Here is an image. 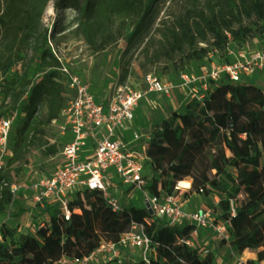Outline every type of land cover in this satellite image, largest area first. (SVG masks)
<instances>
[{"label": "trees", "instance_id": "1", "mask_svg": "<svg viewBox=\"0 0 264 264\" xmlns=\"http://www.w3.org/2000/svg\"><path fill=\"white\" fill-rule=\"evenodd\" d=\"M49 1L0 0L2 111L7 112L6 98L11 96L18 102L21 87H28L22 104L25 117L15 135L8 167L19 162L37 143L41 127L57 120L64 106L65 85L57 70L60 62L49 46L51 33L39 29ZM154 1L54 0V8L74 10L76 23L72 32L92 52H100L123 35L130 20L139 19L133 23L132 36L138 35L147 24ZM262 35L264 0H207L204 7L187 9L165 27L157 57L173 59L182 55L200 68V64L211 62L210 54L227 58L230 49ZM24 50L40 55L42 75L38 79L28 77L27 67L10 76ZM185 69L190 70L184 66ZM148 135L145 153L149 167L157 174L145 177L144 189L156 196L168 195L181 192L175 187L189 180L193 183L189 189L201 187L203 195H218L220 222L228 235L221 241L240 255L254 249L239 264H264V163L260 150L264 138V89L222 76L209 82L203 101L188 100L182 113L172 111L169 117L153 124ZM48 150L53 155L58 152L54 145ZM9 173L2 165L0 218L16 202L8 187L1 188L3 181L11 182ZM70 207L68 220L58 210L47 209L44 225L34 231L17 232L0 223V264H55L63 256L82 258L93 252L102 239L118 241L132 222L143 224L151 241L150 251L136 264H215L214 253L205 252L196 243L194 224H168L131 202L112 211L98 190L76 192Z\"/></svg>", "mask_w": 264, "mask_h": 264}, {"label": "built area", "instance_id": "2", "mask_svg": "<svg viewBox=\"0 0 264 264\" xmlns=\"http://www.w3.org/2000/svg\"><path fill=\"white\" fill-rule=\"evenodd\" d=\"M254 47V49H250ZM60 66L57 68L65 87L74 91L61 109L60 116L53 123L58 125L63 138L62 147L55 155L60 160L55 170L48 176H42L32 181L30 185L4 182L1 188L8 187L13 199L20 194L30 192V204L40 214L46 217L47 209H56L68 220L71 216L70 201L78 191L84 189L98 190L107 200L112 211L123 208L117 196L122 186L128 189H144L146 179L144 170L149 167V158L145 153L146 141L149 138L139 131L133 133L132 139L126 141L121 132L128 129L135 118V110L140 102L149 94L170 96L176 89H186L190 99L204 100L210 81L228 76L230 81H247V78L264 71V48L251 46L247 42L240 48L228 51L227 58L220 66L212 59L207 67H202L199 74L193 70L182 72L178 80H168L153 73L142 76L141 85L128 80L116 87L109 95L93 94L89 84L80 75L73 72L54 50H52ZM196 73V74H195ZM40 75H36L38 79ZM196 82L201 83L203 91H197ZM17 114H7L1 109L0 102V168L8 154V141ZM140 144L134 147V142ZM90 147L88 151L86 148ZM168 195L156 196L144 189V206L149 205L154 218H162L168 224L190 223L197 228L213 227L218 239L228 238L222 222L212 223L211 212L198 207L193 211H185L183 204L187 198L185 188L179 186ZM189 190V189H186ZM203 194L201 187L196 188ZM231 210L234 212L231 202ZM44 225V219L38 228ZM150 238L144 230V225L132 222L129 231L120 234L118 241L101 240L98 247L82 258L63 256L58 262L62 264H103L121 262V249L124 247L139 248L146 255L150 251Z\"/></svg>", "mask_w": 264, "mask_h": 264}, {"label": "rangeland", "instance_id": "3", "mask_svg": "<svg viewBox=\"0 0 264 264\" xmlns=\"http://www.w3.org/2000/svg\"><path fill=\"white\" fill-rule=\"evenodd\" d=\"M206 2L207 0H155L147 24L143 26L138 35L132 36L135 27L133 23H138L139 19L130 20L123 35L100 52H92L87 44L72 32L76 23V12L70 8L56 10L54 0H50L45 7L39 29L41 32L51 33L50 48L68 63L73 72L80 75L89 84L93 94L103 96L112 94L118 85L128 80L129 76L131 82L140 83V85L142 76L149 72L161 78L176 81L180 74L186 71L184 66L190 70L193 69L198 74L202 67H207V65L200 64V68H196L194 62H187L182 55H176L173 59L157 57L162 39L161 35L165 27L171 26L178 17L184 15L187 9L202 8ZM248 43L251 46L253 45L251 40ZM258 47L264 48V45ZM250 49L253 50L254 47ZM209 58L219 65L225 56L212 53ZM39 59V53H34L32 50L22 51L19 54L18 62L10 71V76H15L27 67L28 77L34 79L35 75L41 74L38 65ZM195 85L194 88L196 87L197 91L201 93L203 91L201 83L196 82ZM27 89L28 87H21L22 95L18 102H15L11 96L6 98L9 103L6 113L17 115L14 117L9 137L8 154L2 162V165L10 171L11 182L26 186L42 176H48L55 170L60 157L49 153L48 149L54 145L59 152L63 140L58 125L51 122L41 127V131L37 135V143L30 148L19 162L10 167L6 165L7 159L11 156L15 135L25 117L22 104L28 95ZM63 96V103L66 104L74 96V91L64 86ZM2 98L3 96L0 93V102ZM188 100H190V97L186 95L184 90L179 88L170 96L149 94L136 110L135 128L141 129V132H149L153 124L169 117L172 111L179 113ZM41 113L44 115L45 106L41 107ZM260 150L261 161L264 163V138L261 139ZM156 174L150 167L144 170V175L148 179L156 176ZM118 191L117 196L120 198L122 205H127L128 200L131 198L134 206H144V189H128L127 186H122ZM184 191L188 192L186 202L183 204L185 211H193L195 208L202 207L211 212L212 223L217 224L220 222L222 212L218 207V195L206 196L199 194L194 186ZM29 196L30 192L20 194L16 202L7 207L0 218V223H6L17 232L25 229L36 230L40 221L45 217L31 206ZM224 196L226 197L225 194ZM214 234L215 230L210 226L202 229L197 228V234L194 235L196 243L205 252L212 251L214 253L215 264H239L250 255L249 250V252L246 251L242 255L230 252L221 239L212 240ZM121 252L123 254L120 260L123 264H136L144 255V252L139 248L124 247ZM98 263L103 264L102 258H98ZM56 264L62 263L57 262Z\"/></svg>", "mask_w": 264, "mask_h": 264}, {"label": "crops", "instance_id": "4", "mask_svg": "<svg viewBox=\"0 0 264 264\" xmlns=\"http://www.w3.org/2000/svg\"><path fill=\"white\" fill-rule=\"evenodd\" d=\"M251 41L253 42V45L254 46H259V45H264V35H262V36H259V37H255V38H252L251 39ZM247 81L248 82H251V83H253V84H255V85H257V86H259V87H262V88H264V71H258V72H256V73H254V74H252V75H250L248 78H247ZM134 84H136V85H139L140 86V83H134ZM179 89H181V90H184L185 92H186V89H183V88H179ZM176 91V90H175ZM174 91V92H175ZM187 95V94H186ZM100 97H102V96H100ZM146 98V97H145ZM145 98L140 102V103H142L144 100H145ZM140 105V104H139ZM139 105H138V107H139ZM137 107V108H138ZM137 108H136V110H137ZM136 110H135V113H136ZM184 111V107L179 111V112H183ZM136 115V114H135ZM135 119H136V116H135V118H134V120L132 121V123L130 124V126H129V128L128 129H126V130H124V131H122L121 132V135H122V138L123 139H125L126 141H130L131 139H132V136H133V133L134 132H136V131H139V132H141V129H138V128H135ZM142 134H144V135H146L147 137H148V132H141ZM140 144V141H137V142H134V147H136L137 145H139ZM90 149V147H87L86 148V151H88ZM191 183H192V181H190ZM186 189V188H185ZM189 189V188H188ZM28 202V201H27ZM128 202H131V203H133L132 202V200H131V198L128 200ZM185 202H186V200H185ZM143 207V206H142ZM184 209V208H183ZM200 229H202V228H200ZM196 234H197V232H196ZM193 235H194V233H193ZM195 236V235H194ZM216 239H218L217 237H216V233L214 234V236H212V240H216ZM203 242V241H202ZM230 250V249H229ZM252 250V251H251ZM248 251V250H247ZM249 251L252 253V252H254V249H249ZM248 251V252H249ZM231 252V251H230ZM123 254V253H122ZM121 257H122V255H121ZM56 264V263H55Z\"/></svg>", "mask_w": 264, "mask_h": 264}, {"label": "bare ground", "instance_id": "5", "mask_svg": "<svg viewBox=\"0 0 264 264\" xmlns=\"http://www.w3.org/2000/svg\"><path fill=\"white\" fill-rule=\"evenodd\" d=\"M179 186L188 189L192 186V183L189 180H183L179 182Z\"/></svg>", "mask_w": 264, "mask_h": 264}, {"label": "water", "instance_id": "6", "mask_svg": "<svg viewBox=\"0 0 264 264\" xmlns=\"http://www.w3.org/2000/svg\"><path fill=\"white\" fill-rule=\"evenodd\" d=\"M146 209H147V211H148V213H149L150 215L153 214V211L151 210V208L149 207L148 204H146Z\"/></svg>", "mask_w": 264, "mask_h": 264}]
</instances>
